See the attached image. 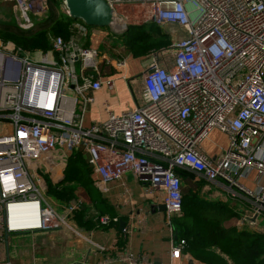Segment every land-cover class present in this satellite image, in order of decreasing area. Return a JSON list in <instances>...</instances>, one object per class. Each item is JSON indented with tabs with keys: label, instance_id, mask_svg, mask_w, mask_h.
Wrapping results in <instances>:
<instances>
[{
	"label": "built area",
	"instance_id": "built-area-1",
	"mask_svg": "<svg viewBox=\"0 0 264 264\" xmlns=\"http://www.w3.org/2000/svg\"><path fill=\"white\" fill-rule=\"evenodd\" d=\"M10 1L23 27L34 23L30 13L36 19L44 16L48 4ZM105 1L112 17L124 18L119 30L128 21L169 25L170 42L164 49L172 53V63L159 64V50L152 49L139 102L115 113L105 101L106 119L84 123L93 99L89 91L102 83L97 50L84 43L86 24L76 21L75 34L52 36L46 49L30 51L0 38L1 227L10 233L68 224L44 197L48 183L40 169L45 168L43 157L53 151L64 167L68 152L77 148L86 152L99 187L131 172L163 189L169 225L171 216L181 212L178 167L246 197L251 214L241 216L240 223H255L264 212V0ZM105 83L110 87L113 80ZM33 86L38 96L32 104ZM213 128L228 137L216 160L196 149ZM252 170L255 186L249 188L241 179ZM27 201L37 202L38 215L22 224L10 216V205ZM80 205V197L66 203L67 216ZM98 220L107 223L110 217L100 214ZM184 244L183 238L172 239L170 256H179ZM129 258L132 264H150L132 253Z\"/></svg>",
	"mask_w": 264,
	"mask_h": 264
},
{
	"label": "crops",
	"instance_id": "crops-1",
	"mask_svg": "<svg viewBox=\"0 0 264 264\" xmlns=\"http://www.w3.org/2000/svg\"><path fill=\"white\" fill-rule=\"evenodd\" d=\"M164 30L166 31V29ZM84 43L89 45V40L85 38ZM158 50L159 64L171 65L172 53L164 47ZM127 53L128 55L119 58L125 61L124 65L117 63L118 58L109 57L104 53V64L100 68L101 87L89 91L93 99L89 102V109L87 108L83 115L84 123L106 119L105 101L115 111H120L134 107L141 99L142 72L150 59L149 53L138 55L132 52ZM128 56L140 59L136 63L138 70L130 69L129 71ZM106 57L109 59L106 60ZM106 64L111 66L110 71L105 70L104 65ZM123 69L124 71H122ZM106 78L113 80L110 87L105 83ZM227 142V134L213 128L207 137L196 146V149L216 160L220 155L221 148L226 146ZM53 152L49 155L52 158L43 157L45 168L40 171L44 180L51 184L58 182L63 176V165L59 163V158L53 156ZM186 171V185H190V181L198 183L197 179L201 176L190 168H186ZM254 179H256V171L252 170L241 181L249 188H253L255 186ZM206 182H208V186H203V189L198 188L199 183L197 187H193L191 184V190L205 198L227 202L237 215L226 219L224 221L226 224L249 227L250 225L246 222L241 224L240 218L243 215L251 214V211L247 212L245 208L235 203V200H240L245 206L251 208L248 199L241 194H234V191L229 190L222 183L205 179ZM95 185L98 184L95 183ZM97 188L113 205L118 225L111 223L105 228L85 227L79 225L70 215H68L67 225L64 224L49 230L6 233L0 225V264H132L129 253H132L136 258L148 260L150 264H206L184 250L177 257L170 256L171 240L176 238L177 234L175 227L168 224L165 207H162L164 204L163 189L139 181L131 172H126L122 178L109 180ZM73 190L81 198L80 207L83 208V216L96 217L99 210L88 199L86 193L79 186H75ZM52 196L58 201L61 200L54 194ZM260 218L262 217L257 216L255 221L261 223ZM120 220L125 222V230L119 228ZM119 229L124 231L122 232V236L125 238L123 248H119L117 244L120 235ZM259 230L264 231V228Z\"/></svg>",
	"mask_w": 264,
	"mask_h": 264
},
{
	"label": "trees",
	"instance_id": "trees-1",
	"mask_svg": "<svg viewBox=\"0 0 264 264\" xmlns=\"http://www.w3.org/2000/svg\"><path fill=\"white\" fill-rule=\"evenodd\" d=\"M75 22L68 14L52 12L28 27L0 20V38L11 40L30 51L35 48L46 49L51 46L52 36L62 35L67 38L75 34ZM157 27L158 23L154 21L130 23L119 34L122 44L135 55L166 47L170 42L169 35L163 28L157 30ZM176 171L181 177V212L171 216V224L175 227L177 237L185 240L182 250L206 264H264V231L226 224V219L237 215L227 202L208 199L192 191L190 185L185 184L186 168L178 167ZM202 179L199 177L197 181ZM94 180L86 152L77 148L67 155L62 178L54 184L48 182L47 191L67 203L73 188L79 186L99 210L98 215L108 214L110 220L101 223L98 215L94 218L84 217L81 207L75 208L70 216L85 227L105 228L111 223L118 225L117 220L112 219L117 216L113 205L101 194ZM60 184L62 186L59 187ZM122 232L119 229V248L125 244Z\"/></svg>",
	"mask_w": 264,
	"mask_h": 264
},
{
	"label": "rangeland",
	"instance_id": "rangeland-1",
	"mask_svg": "<svg viewBox=\"0 0 264 264\" xmlns=\"http://www.w3.org/2000/svg\"><path fill=\"white\" fill-rule=\"evenodd\" d=\"M51 12L56 13V14H62V15L68 14L64 5L62 4V2L60 0H48L47 10L44 13V16L47 15L48 13H51ZM30 16L33 19L37 20L36 19L37 16L33 15L32 13H30ZM44 16H42V17H44ZM0 20L21 26L20 23H18V21L15 18L13 8H12V2L10 0H0ZM140 22H146V21H138V22L128 21L126 23V27L130 23L138 24ZM21 27H23V26H21ZM86 27H87L86 38L89 40V46H93L97 50V55L95 57V61L98 65L99 69L101 68L102 64H104V53L106 55H108L109 57H116L118 59L125 56V55H128L127 52H129V50L127 49V47L124 44H122V38L119 35L120 33H122L126 29V27L123 28L122 30H119V29L115 28L112 23L110 25H105V26H95V25L86 24ZM162 28L163 29H169V25L158 24L157 30H160ZM118 55H120V56H118ZM131 57L132 56H128V58H127L128 63H129V71H130V69L133 71L138 70L136 63L139 62L140 59L131 58ZM104 68L106 71L111 70V66L109 64L104 65ZM88 69L93 71V72L97 71L94 67H89ZM122 71H124V69ZM132 88H133V91H135L134 87H132ZM67 92L72 93V91H67ZM89 106H90V104L88 103L87 104L88 109H89ZM109 108L112 111H114L115 113H119V112H122L124 110L130 109L132 107H128V108L122 109L120 111H115L112 106H109ZM40 171H43V170L40 169ZM198 182L200 185L197 182L190 181V185L192 184L193 187H197V185H199L198 188H200V189H203V186H208V182L205 183L204 178L202 180H198ZM182 187H184V185ZM44 197L46 198L48 203L59 214L65 215L66 219L67 220L69 219V216H67V208L65 207L66 203L64 201H61V200L58 201L54 196H52V194L50 195L48 192L44 193ZM76 198H78V195H77L76 191L72 190L71 191V198L69 199V202L72 200H75ZM235 203L237 205L245 208V210L247 212L251 211V208L247 205L245 206L242 203V201L235 200ZM258 216L262 217V218H260L262 220L261 223L258 221L257 222L255 221L257 224L256 223L249 224L250 225L249 227H251V229H257L258 230V229L264 228V213H262L261 215L259 214ZM12 262L14 263L13 259H12Z\"/></svg>",
	"mask_w": 264,
	"mask_h": 264
},
{
	"label": "water",
	"instance_id": "water-1",
	"mask_svg": "<svg viewBox=\"0 0 264 264\" xmlns=\"http://www.w3.org/2000/svg\"><path fill=\"white\" fill-rule=\"evenodd\" d=\"M68 15L76 21L88 25L105 26L111 24L112 8L105 0H60ZM162 207H165L163 204ZM125 222L119 221V228Z\"/></svg>",
	"mask_w": 264,
	"mask_h": 264
},
{
	"label": "bare ground",
	"instance_id": "bare-ground-1",
	"mask_svg": "<svg viewBox=\"0 0 264 264\" xmlns=\"http://www.w3.org/2000/svg\"><path fill=\"white\" fill-rule=\"evenodd\" d=\"M124 18L121 17H112L111 22L115 26V28L120 27L123 24ZM34 75H37V72L34 73ZM33 76L32 73H30L27 77L26 83H25V90L27 91L29 87L31 86V77ZM33 93L29 97V102L34 103L37 99L38 94L35 93V86L32 87ZM38 215V204L36 201H27V202H14L10 205V216L12 218H20L23 221H21L22 224L28 223L26 221V218L30 220L31 222L37 218ZM12 227H18L23 225H15L12 223Z\"/></svg>",
	"mask_w": 264,
	"mask_h": 264
}]
</instances>
